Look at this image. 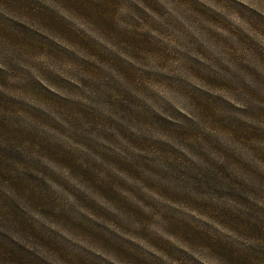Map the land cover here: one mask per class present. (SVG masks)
Returning <instances> with one entry per match:
<instances>
[{
  "label": "rangeland",
  "instance_id": "rangeland-1",
  "mask_svg": "<svg viewBox=\"0 0 264 264\" xmlns=\"http://www.w3.org/2000/svg\"><path fill=\"white\" fill-rule=\"evenodd\" d=\"M0 264H264V0H0Z\"/></svg>",
  "mask_w": 264,
  "mask_h": 264
}]
</instances>
